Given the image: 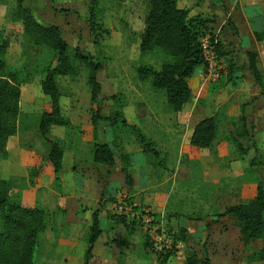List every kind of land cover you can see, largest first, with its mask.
Returning a JSON list of instances; mask_svg holds the SVG:
<instances>
[{
  "label": "rangeland",
  "instance_id": "374dc122",
  "mask_svg": "<svg viewBox=\"0 0 264 264\" xmlns=\"http://www.w3.org/2000/svg\"><path fill=\"white\" fill-rule=\"evenodd\" d=\"M149 3L150 0H98L97 24L106 34L101 37L100 46L96 47L89 32L88 0H21L22 6L31 11L39 24L57 26L60 29L68 45L70 64L76 73L55 78L60 94L61 115L69 123V127H52L46 139L53 143L59 142L63 151H73V148L80 146L83 150L81 162L88 165V144L84 141V130H88L91 125L95 105L90 101L88 69L74 56L75 49L79 48L91 54L102 66L97 76L102 97L120 96L122 102L118 110L123 112L129 122L139 124L138 129L141 132L144 130L143 133L148 138L145 137L160 150L159 158L148 157L152 181H156L161 169L166 170L165 180L171 177V169L178 165L191 171L192 178L187 184H174L172 181L164 183L163 192L169 193L171 198L166 210L161 213L142 204L145 199L143 194L135 196L136 193L132 190H129L131 194L127 190L126 193L119 194L135 201L138 208L141 207L140 211L153 217L154 223L149 230L151 237L141 224L125 220L114 213L116 199L114 202L112 197L107 198L106 191L101 190L104 183H98L101 192L97 191L100 193L99 197L96 194L94 197L66 187L61 180L62 175L59 182L55 181L53 170L47 163L49 145L37 127L41 115L51 110L49 98L41 92L44 69L48 64L55 67L57 61L49 49L33 45L24 36L22 23L14 17L19 1L0 0V32L9 43L7 64L12 69H24L25 74L31 78L20 87L18 132L8 140L7 157L0 161V179L9 182L12 200L28 208H38L45 214L44 231L34 252V264L36 260L40 264H46L44 262L48 259L60 258L54 251L68 244L76 251L79 246H85V250L91 224V217L89 221L86 214L89 212L88 208L92 211L97 204L100 210L109 209L106 223H103L104 247L110 250L106 264H126L127 258L129 264H162L163 257L160 256L164 255L163 251H156L154 242L156 239L159 244H164L174 233L166 227L165 221L169 216L187 219L192 230L186 241L175 243L172 238L168 241L164 251L169 250L172 254L164 264H183L191 254L207 258L211 264H264V238L251 244L249 250L245 251L237 222L230 217H217L227 208L253 199L259 183L263 184L264 189V149L258 150L253 140L254 131L258 129L253 118L247 120V128L251 144H255L257 152L250 149L247 155H240L229 137V132L235 131L231 124L236 125L240 112H245L246 106L250 108L260 100V97H256L259 88L261 96L264 95V78L260 87L253 78L244 77L242 72L245 68L248 70L247 57L242 60L237 52L238 47L223 43L218 35L219 76L216 81L207 80L203 70L201 79L191 82L193 97L188 104L203 107L194 114L193 122L211 115L216 116L219 122L217 139L205 153L206 162L203 164L201 157L194 151L182 150L180 158L167 153L164 155L163 150H166L167 145L164 141L167 125L165 120L170 109L165 103L164 93L153 91L149 80L142 82L137 76V70L141 66L159 71L163 64L170 63L159 52L140 55V38L145 29L144 20ZM209 17H206L207 20ZM194 20L196 19L192 17V21ZM224 26L234 30L231 22L228 24L226 21ZM261 42H264V35ZM231 72L235 73L231 75ZM244 94L248 96L246 100L242 99ZM142 101L151 106L149 118L146 111L144 113L135 109V105ZM186 108L187 106L181 112L184 113ZM99 110L102 116H108L113 111L112 102L100 103ZM160 119L163 122L158 126L157 120ZM147 120L150 122L148 125ZM110 132L112 134V130ZM116 134L122 142H137L129 132L122 129ZM254 158L258 166L251 167L250 163ZM200 164L205 167V179ZM98 176L99 171L98 175L95 172L89 175L94 179V184ZM61 200H66L69 204L83 201L86 210L74 222H69L70 217H66L67 213L64 214V210L66 212L68 208L61 205ZM111 220H116L119 225H123L121 221H124L126 237L120 236L121 232L119 238L113 241L115 236L112 235L115 233H110L114 230L110 228ZM126 226L129 228H125ZM160 228H163L164 233L160 232ZM148 239L154 242L147 245Z\"/></svg>",
  "mask_w": 264,
  "mask_h": 264
},
{
  "label": "trees",
  "instance_id": "16d2710c",
  "mask_svg": "<svg viewBox=\"0 0 264 264\" xmlns=\"http://www.w3.org/2000/svg\"><path fill=\"white\" fill-rule=\"evenodd\" d=\"M16 8L14 17L22 23L23 34L33 45L49 49L56 58L55 67L48 64L44 69V78L41 83V92L50 101V112L41 115L37 130L46 139L52 127L68 128L69 123L62 117L59 107V90L55 78L75 75V70L70 64L67 55L68 45L62 37L57 26H43L34 20L32 13L23 7L21 0ZM98 0H88V25L89 32L93 38V45L100 46L101 37L106 34L97 24ZM145 29L140 38L139 52L141 56L152 52L163 54L170 63H165L159 71L152 67H139L138 79L142 82L150 81L153 91L162 92L165 95V103L172 113L180 112L183 107L192 100L193 93L188 81L195 75L197 69L204 70L205 64L200 49L199 38L208 29L206 21H192L189 12L177 7L175 0H150L149 8L145 15ZM230 22H228L229 24ZM257 41H262V36L254 35ZM220 43L216 47L219 53ZM9 43L0 32V161L7 157V143L10 138L18 132V118L20 116L19 100L20 87L31 78L24 69H12L8 66L6 56ZM74 56L88 69L87 85L90 89V101L95 105L91 116L92 126V162L94 165H102L112 168L115 165L114 155L110 147L99 143L97 127L106 125L117 136L116 132L122 129L132 135L141 145L144 154L148 158L157 159L159 153L155 144L148 140L145 135L135 126L129 125L118 110L121 106L120 96L103 98L101 85L97 76L102 66L94 57L84 51L75 49ZM219 56V55H218ZM248 60V71L254 82L262 87L263 77L256 66V57L253 53H246ZM235 72H231L233 75ZM111 101L113 111L108 116H102L99 110L100 103ZM234 132H229L233 144L240 155H247L250 149L257 152L255 144H251L250 134L244 112L241 111L236 125L231 124ZM219 122L216 116H210L200 121L193 129L190 138V146L198 150L210 149L217 139ZM47 163L53 170L55 181L59 182L62 173L63 148L59 142H50ZM248 145V146H245ZM250 144V145H249ZM114 147L117 144L114 142ZM119 159L123 162L125 175V186H132V178L129 171L128 158L123 156L119 149ZM150 160V159H149ZM250 166H258L255 158ZM115 202V198L112 199ZM126 200L131 203L130 200ZM137 210V209H136ZM141 210L139 206L138 211ZM99 212L96 210L91 215V224L88 230L87 247L84 252L83 264H88L92 259V252L96 241L102 234L99 224ZM128 220L124 216H120ZM218 219L230 217L238 224L245 251L249 250L251 244L264 238V189L259 183L255 196L247 203L238 204L227 208L224 213L217 216ZM130 221V220H129ZM132 222V221H131ZM123 225L126 224L121 221ZM45 214L38 208H28L10 197V184L0 179V264H34V252L39 245L41 233L44 231ZM167 227V224H166ZM125 228H129L126 226ZM129 232V230H127ZM189 234L184 229L172 233L171 238L177 243L186 241ZM151 245L150 239L146 240ZM160 256L162 264L171 256V251ZM183 264H211L207 258H198L194 254L188 255Z\"/></svg>",
  "mask_w": 264,
  "mask_h": 264
},
{
  "label": "crops",
  "instance_id": "0c3cea01",
  "mask_svg": "<svg viewBox=\"0 0 264 264\" xmlns=\"http://www.w3.org/2000/svg\"><path fill=\"white\" fill-rule=\"evenodd\" d=\"M175 2L178 8L189 12V19L192 20L193 17V19L195 18L198 21H206V26L208 28L210 27V30L214 32L218 30L220 41L223 43H230L233 46L238 47L237 52L241 55L242 60H244L246 56L245 53L247 52L255 54L256 66L264 78V42L257 41L254 37V34H259L261 36L264 35V0H175ZM226 11L227 13H225ZM33 14L35 13L33 12ZM206 17H209L210 19L207 20ZM226 21L232 23V28H234V30L232 29L233 31L224 26ZM201 72H203L202 68L197 69L194 77L188 81L190 88L191 82L196 81V79H201ZM242 75L247 79H252L251 74L248 70H246V68L242 72ZM261 95L262 91L259 88L257 90L256 97H260V100L255 102L254 105H251L250 108L246 106L244 112L246 122L249 118H253V122L256 123V126L258 127V129H255L252 136L258 150L264 149V95ZM247 98L248 96L246 94L242 96V99L246 100ZM185 106H187V108L184 113L181 111L178 113H172L169 110L170 113L168 118L165 120L167 125L165 126L166 130L164 132V141L167 142V145L165 146L166 150H163V153L164 155H166V153L168 155H172L174 158L177 155V157L180 158L182 156V150H187L189 152L194 151L197 156L201 157V162L203 164L206 162L205 153L209 149L198 150L190 146L189 143L194 127L203 120V118H201L193 122L192 120L194 118V114L203 109V107L196 104H187ZM135 109L136 111H146V113H144L149 118V110H151V106H148L146 102L142 101L140 104H136ZM149 120H147V125L150 124ZM161 120L162 119L157 120L158 126L162 125L161 122L163 121ZM126 121L129 125L137 128L139 127V124L129 122L127 119ZM84 131L86 133L84 141L88 144V165L86 166V164L82 163L83 161L81 156L83 154V150L80 146H76L73 148V151H63L61 173V180L65 186L73 190H79L82 192L81 194H89L94 197L96 194V196L99 197L100 193L97 191L101 192V190H105L108 199L109 197L116 199L119 194H122V192H129L131 194L130 191L132 190L136 193L135 196L143 194L145 199L144 202L141 201L142 204L144 203L147 207L161 213L166 210L169 199L171 198L169 193L163 192L164 183L172 181L174 184H187L192 178V173L187 167L178 165L175 169H171L172 173H169L171 177L168 179L165 180L166 170L161 169L158 174V177L161 175V178L159 179L157 177L156 181H152L151 177L153 174L147 164L149 159L144 154L141 145L132 141H129L128 143L122 142L119 140L118 135L117 140L115 134L113 132L111 134L110 128L103 124L97 127L98 142L106 144L110 147L114 155L115 165L112 168L102 165H94L92 162L93 152L91 148L92 126L90 125L88 130L86 129ZM143 132L144 130H142V133ZM149 139L153 140L152 137H149ZM114 142L117 144V148L121 154L128 158L129 171L132 178V186L130 188L125 186V175L123 172L124 165L119 159V153L117 148L114 147ZM156 150L160 153L158 148ZM202 164H200V169L202 171L201 173L203 179H205L206 170ZM98 171L100 172V176L97 178L94 177L96 179L94 184V179L89 177V175L91 176L93 172L98 175ZM98 183H104V188L100 190L99 186H97ZM95 187H97V189ZM82 202L83 201H75V203L72 202L69 204L66 200H61V205L68 208L66 212L63 208L61 209L64 210V214L67 213L66 217H70H68L69 222H74L77 217L84 214L86 206H84ZM131 202L138 205L135 201ZM98 208V204L92 211L88 208L89 212L86 214L88 215L87 219L91 217L94 211L100 210V208ZM107 211H109V209L102 208L99 212V224L102 234L95 243L92 252V259L88 264H106L105 260L108 255V251L110 250L104 247L106 244H104L103 240L105 235L103 223H106ZM110 223V228L114 229L110 233L111 235L115 233V235H112L115 236L114 240L112 238L113 241L119 238L118 236L121 232L123 233L120 236L126 237L125 229L122 224L119 225L116 220H111ZM165 223L168 228L172 229L174 232H176L177 229H184L187 233H190L192 230V227L187 219H177L175 216H169ZM70 245L71 244H68V246L61 247L56 252L54 251V254L57 256L60 255V258L48 259L46 262H43L46 264H83L85 246H79L76 251L72 249ZM128 259L129 258L126 259V264H129ZM36 264H40L39 260H36Z\"/></svg>",
  "mask_w": 264,
  "mask_h": 264
},
{
  "label": "built area",
  "instance_id": "2783aa9c",
  "mask_svg": "<svg viewBox=\"0 0 264 264\" xmlns=\"http://www.w3.org/2000/svg\"><path fill=\"white\" fill-rule=\"evenodd\" d=\"M207 32L205 31L202 36L199 38V44L200 49L202 52V57L204 60V71H205V78L207 80L216 81V79L219 76V61H218V54L216 51V47L218 45V35L219 32H214L208 28ZM137 209V210H136ZM114 213L117 216H124L130 221L137 222L143 226V229L147 232V234L150 236L151 232L150 226L154 223L153 217L150 216L147 212L140 211L138 212V206L129 203L125 196L119 195L116 198V203L114 206ZM161 229V233H164L163 228ZM151 237V236H150ZM169 240H172L171 238L167 239V241L163 244H159L157 240L155 239L154 242V249L156 251H160L163 253L164 250L167 249L166 244ZM152 242V241H151ZM152 242V243H153ZM172 248V246H171Z\"/></svg>",
  "mask_w": 264,
  "mask_h": 264
}]
</instances>
